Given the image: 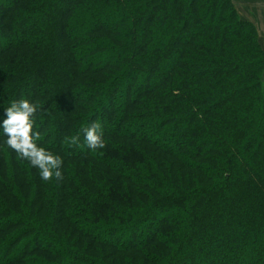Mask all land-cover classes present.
I'll list each match as a JSON object with an SVG mask.
<instances>
[{"label":"trees","instance_id":"1","mask_svg":"<svg viewBox=\"0 0 264 264\" xmlns=\"http://www.w3.org/2000/svg\"><path fill=\"white\" fill-rule=\"evenodd\" d=\"M25 99L62 174L0 136V264H264V48L232 0H0V125Z\"/></svg>","mask_w":264,"mask_h":264},{"label":"clouds","instance_id":"2","mask_svg":"<svg viewBox=\"0 0 264 264\" xmlns=\"http://www.w3.org/2000/svg\"><path fill=\"white\" fill-rule=\"evenodd\" d=\"M6 118L0 125V136L6 137L9 148L29 161L32 167L39 170L41 181H50L61 176L62 159L52 152L39 147L35 142L34 114L36 106L28 100L12 101L5 108ZM84 143L89 150L103 149V130L100 124L91 122L83 129ZM78 137L73 138V143Z\"/></svg>","mask_w":264,"mask_h":264},{"label":"crops","instance_id":"3","mask_svg":"<svg viewBox=\"0 0 264 264\" xmlns=\"http://www.w3.org/2000/svg\"><path fill=\"white\" fill-rule=\"evenodd\" d=\"M241 17L253 23L264 48V0H232Z\"/></svg>","mask_w":264,"mask_h":264}]
</instances>
